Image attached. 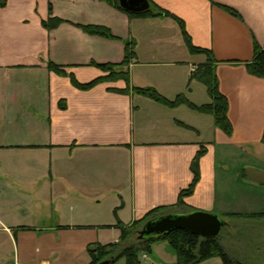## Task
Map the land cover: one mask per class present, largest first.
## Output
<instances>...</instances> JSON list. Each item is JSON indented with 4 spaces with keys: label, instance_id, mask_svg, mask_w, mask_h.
Instances as JSON below:
<instances>
[{
    "label": "crops",
    "instance_id": "crops-1",
    "mask_svg": "<svg viewBox=\"0 0 264 264\" xmlns=\"http://www.w3.org/2000/svg\"><path fill=\"white\" fill-rule=\"evenodd\" d=\"M153 1L184 20L194 45L212 50L233 134L203 118L210 114L133 90L200 106L191 78L206 56L190 53L173 18L131 16L106 0H0V264H89V245L119 242L122 226L177 204L202 149L200 181L182 212L264 213V78L246 66L264 46V0ZM51 18L63 21L50 29ZM128 43L136 52L129 91L124 80L73 84L71 75L81 83L105 76L94 63L123 62ZM158 67L170 75L150 71ZM31 202L49 207L42 223L26 222ZM162 243L145 264H178Z\"/></svg>",
    "mask_w": 264,
    "mask_h": 264
},
{
    "label": "trees",
    "instance_id": "trees-1",
    "mask_svg": "<svg viewBox=\"0 0 264 264\" xmlns=\"http://www.w3.org/2000/svg\"><path fill=\"white\" fill-rule=\"evenodd\" d=\"M110 4L114 5L118 9L130 14L131 16H139V17H171L173 18L177 24L179 25L186 45L193 55H205L206 61L200 63L196 70L194 71L191 81H199L204 84L208 93L211 97V102L204 105H194L191 103L186 96L180 95L176 100H168L164 98L161 94L158 93L157 90L153 88H133L134 91L144 94L155 101L162 103L171 108L178 107L181 104H187L192 107L194 110L210 114L214 117L215 124L220 127L226 134L229 136L233 134V127L231 121L228 117V109H229V101L226 95H224L219 89V79L215 73V62L213 52L210 49L199 47L193 44L190 35L188 34L185 22L183 19L178 17L177 15L171 13L168 10H165L159 7L154 3L153 0L150 1V8L146 11L134 13L125 10L119 0H106ZM212 3L216 4L214 0H210ZM224 7V6H222ZM226 11H228L231 15L235 17H241L240 13L231 7H224ZM63 20L58 18H51L47 22H45V26L52 29L57 27ZM82 28L95 35H100L104 37H114L112 32L103 26H82ZM136 57L135 52V43L131 45L128 43L126 45V56L123 62L119 64L113 63H94L99 69H101L105 76L98 77L90 82L81 83L79 82L73 75H71L73 84L79 89H90L94 87L96 84L104 81H117L124 80L127 83V90L130 89V71L128 69L130 62L133 58ZM246 66L248 71L255 76L264 78V46L257 45L254 52V57L251 61L246 62ZM50 68L57 71L58 73H63L59 66L53 63H50ZM262 142L264 143V132L262 136ZM205 153V150H200L195 158L192 161L191 169L193 172V179L191 184L184 190L180 192V196L176 205L169 207H159L150 211L143 218L135 221L131 226H122L121 227V237L119 242L102 244L99 242L93 243L88 246V252L91 257V262L89 264H100L103 261L109 260L111 264L116 263L118 260L125 258L126 264H140L139 255L142 252H150L152 253L153 243L158 240H167L169 244L172 246L177 255L178 264H200L203 261L210 259L212 257H220L223 261V264H244L234 258L219 241V237L217 239H206L202 238L198 235L192 234L188 231L177 229L171 232L168 236L164 238H151V239H141L140 231L143 229V226L147 221L152 218L174 213L177 211L174 209L175 207L180 208L177 213H182L183 209H185V197L190 196L194 193L195 187L197 183L200 181L201 171H200V159L202 155ZM185 212V211H184ZM232 217H243L241 215L230 214ZM229 216V217H230ZM257 216L264 217V213H256L251 214L244 217L255 218ZM138 234V242L137 244L125 246L118 253L114 252L115 248L120 247L124 241L127 240L133 229Z\"/></svg>",
    "mask_w": 264,
    "mask_h": 264
},
{
    "label": "rangeland",
    "instance_id": "rangeland-1",
    "mask_svg": "<svg viewBox=\"0 0 264 264\" xmlns=\"http://www.w3.org/2000/svg\"><path fill=\"white\" fill-rule=\"evenodd\" d=\"M141 71L142 69H137L138 73H140ZM150 71L154 72L156 75H164V74L165 76L170 75L169 74L170 71L168 70V68L158 67L157 69L150 70ZM198 84L199 85H197L198 87L196 88V91H195L196 93L194 97L192 98V101L199 105L203 103H210L211 97L208 93L207 87L200 82ZM176 99L177 98H175L174 100ZM189 109L194 110L192 107H189L187 105V110ZM188 112H191V111H188ZM192 112H198V111H192ZM193 115L199 118V115H196L195 113H193ZM203 118H211V120L214 121V117L212 115H210L209 117H203ZM27 205H28L27 206L28 213H27V216H25L26 222H29V221L35 222L36 220L39 223H42V221H44L46 217V212L49 211V207L45 204V202L43 203L31 202V203H28ZM224 219L226 220L227 225L223 228L219 236V241L223 245V247L226 249V251L229 252L238 261L244 264H264V217L257 216L255 218H251V217H244V216L243 217L230 216V217H225ZM137 242H138V234L136 232V225H135V230L133 229V231H131L127 240L124 241V243L120 247L115 248L114 252L118 253L125 246L137 244ZM161 242H166L162 244L167 245L168 248L172 249L173 252L176 254V252L174 251L172 246L169 245V242L167 240H161ZM145 254H147L148 256H151L150 252L140 253L139 255L140 262L143 264L146 263L145 259H143V256ZM218 258H219L218 260L222 261L220 257Z\"/></svg>",
    "mask_w": 264,
    "mask_h": 264
},
{
    "label": "water",
    "instance_id": "water-1",
    "mask_svg": "<svg viewBox=\"0 0 264 264\" xmlns=\"http://www.w3.org/2000/svg\"><path fill=\"white\" fill-rule=\"evenodd\" d=\"M121 6L134 13L146 11L150 8L149 0H119ZM226 220L214 213L195 210L191 212L170 213L150 219L140 231L141 239L164 238L171 232L182 229L206 239H217ZM100 264H111L109 260Z\"/></svg>",
    "mask_w": 264,
    "mask_h": 264
}]
</instances>
